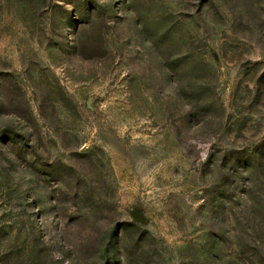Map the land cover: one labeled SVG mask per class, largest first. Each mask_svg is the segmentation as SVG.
Instances as JSON below:
<instances>
[{
    "label": "rangeland",
    "instance_id": "1",
    "mask_svg": "<svg viewBox=\"0 0 264 264\" xmlns=\"http://www.w3.org/2000/svg\"><path fill=\"white\" fill-rule=\"evenodd\" d=\"M0 264H264V0H0Z\"/></svg>",
    "mask_w": 264,
    "mask_h": 264
},
{
    "label": "water",
    "instance_id": "2",
    "mask_svg": "<svg viewBox=\"0 0 264 264\" xmlns=\"http://www.w3.org/2000/svg\"><path fill=\"white\" fill-rule=\"evenodd\" d=\"M88 105L90 106V103H88ZM131 216L140 223H145V217L143 215V213H141L139 210H135L131 213Z\"/></svg>",
    "mask_w": 264,
    "mask_h": 264
}]
</instances>
